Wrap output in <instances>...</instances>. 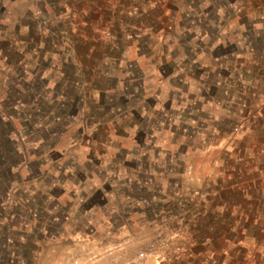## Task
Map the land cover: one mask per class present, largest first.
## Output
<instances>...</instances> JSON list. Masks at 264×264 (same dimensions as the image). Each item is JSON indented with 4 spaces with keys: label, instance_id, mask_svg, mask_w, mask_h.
<instances>
[{
    "label": "rangeland",
    "instance_id": "1",
    "mask_svg": "<svg viewBox=\"0 0 264 264\" xmlns=\"http://www.w3.org/2000/svg\"><path fill=\"white\" fill-rule=\"evenodd\" d=\"M246 5L0 0V264L209 247L192 235L227 212L211 169L264 123V15Z\"/></svg>",
    "mask_w": 264,
    "mask_h": 264
},
{
    "label": "crops",
    "instance_id": "2",
    "mask_svg": "<svg viewBox=\"0 0 264 264\" xmlns=\"http://www.w3.org/2000/svg\"><path fill=\"white\" fill-rule=\"evenodd\" d=\"M255 2L257 6L253 7ZM246 7L251 14L264 15V0H247ZM258 77L264 80V73ZM263 111L261 108L259 113ZM250 129L253 133L247 139L252 146L246 145L242 161L232 160L224 169H211L213 177L227 178L218 180L212 206L217 210L226 208L227 212L221 215L213 211L209 224L201 226L204 231L196 230L192 235L200 242L209 241V247L195 245L200 248L184 251L177 263L264 264V155L259 153L264 144V123L251 125ZM238 174L243 176L240 183L236 179Z\"/></svg>",
    "mask_w": 264,
    "mask_h": 264
},
{
    "label": "built area",
    "instance_id": "3",
    "mask_svg": "<svg viewBox=\"0 0 264 264\" xmlns=\"http://www.w3.org/2000/svg\"><path fill=\"white\" fill-rule=\"evenodd\" d=\"M238 128H236V130H237ZM261 151H262V153H264V146H263V148L261 149ZM167 244H169V242H167ZM155 245H152L151 246V248H149L150 249V251H149V254H157V250H155L153 247H154ZM182 248L179 246L178 247V249H176L177 251H180ZM148 254V252H142L141 253V256H144V255H147ZM166 257L163 255V256H161V260H164Z\"/></svg>",
    "mask_w": 264,
    "mask_h": 264
}]
</instances>
